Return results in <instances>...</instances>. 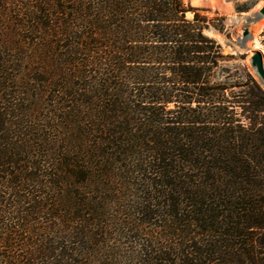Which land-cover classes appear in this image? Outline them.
<instances>
[{"label":"trees","instance_id":"1","mask_svg":"<svg viewBox=\"0 0 264 264\" xmlns=\"http://www.w3.org/2000/svg\"><path fill=\"white\" fill-rule=\"evenodd\" d=\"M224 21L0 0V264H264V90L247 75L250 130L190 106L221 95Z\"/></svg>","mask_w":264,"mask_h":264},{"label":"rangeland","instance_id":"2","mask_svg":"<svg viewBox=\"0 0 264 264\" xmlns=\"http://www.w3.org/2000/svg\"><path fill=\"white\" fill-rule=\"evenodd\" d=\"M192 7L204 10L205 14L213 16L215 14L225 18V28L219 32L214 28L206 30V33L214 38L222 47V52L226 60L222 61L218 68L211 71L213 76L209 85L212 86V93H219L218 99L201 98L196 95L197 90H192L191 107L195 109V115L210 114L223 109L228 113V117L233 119L231 127L241 126L245 130L252 128V122L249 117L254 116L244 104L240 97L241 91L248 88L244 86L247 82V75L250 74L264 90V85L260 82L258 75L251 66L250 58L254 51H259L264 55V25L259 26L264 18L261 10L264 8V0H184ZM193 14L188 12L187 18L191 19ZM250 21V22H248ZM249 30V38L245 46H242L239 40H243L242 34L245 28ZM257 46L253 49L254 46ZM170 76V72L158 70V74ZM161 87V86H160ZM171 85L162 87L165 91L171 90ZM176 88H179L176 86ZM243 94V93H242ZM179 102V100H178ZM180 106H188L187 103H178ZM174 103L169 104V108H174ZM217 128L222 127L216 123H207L205 125H196V128ZM3 219L0 218V225Z\"/></svg>","mask_w":264,"mask_h":264},{"label":"water","instance_id":"3","mask_svg":"<svg viewBox=\"0 0 264 264\" xmlns=\"http://www.w3.org/2000/svg\"><path fill=\"white\" fill-rule=\"evenodd\" d=\"M261 14H264V8L261 10ZM250 22V21H248ZM243 40H239L242 46H245L246 40L249 38V30L246 27L242 34ZM251 66L258 75L260 82L264 85V55L259 51H254L250 58Z\"/></svg>","mask_w":264,"mask_h":264},{"label":"bare ground","instance_id":"4","mask_svg":"<svg viewBox=\"0 0 264 264\" xmlns=\"http://www.w3.org/2000/svg\"><path fill=\"white\" fill-rule=\"evenodd\" d=\"M264 25V18L260 21L259 26L262 27ZM257 46L255 45L253 49H255ZM254 71V70H253Z\"/></svg>","mask_w":264,"mask_h":264}]
</instances>
